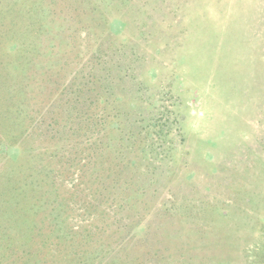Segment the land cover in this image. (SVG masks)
Here are the masks:
<instances>
[{"label":"rangeland","instance_id":"rangeland-1","mask_svg":"<svg viewBox=\"0 0 264 264\" xmlns=\"http://www.w3.org/2000/svg\"><path fill=\"white\" fill-rule=\"evenodd\" d=\"M0 264H264V0H0Z\"/></svg>","mask_w":264,"mask_h":264},{"label":"trees","instance_id":"trees-1","mask_svg":"<svg viewBox=\"0 0 264 264\" xmlns=\"http://www.w3.org/2000/svg\"><path fill=\"white\" fill-rule=\"evenodd\" d=\"M109 124H110L111 128L114 127V126H117V122L116 121H110ZM11 156L15 157L16 153H12Z\"/></svg>","mask_w":264,"mask_h":264}]
</instances>
